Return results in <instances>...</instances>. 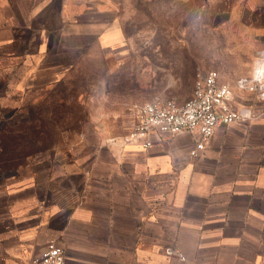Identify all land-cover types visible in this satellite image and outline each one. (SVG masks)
<instances>
[{"label": "crops", "instance_id": "obj_1", "mask_svg": "<svg viewBox=\"0 0 264 264\" xmlns=\"http://www.w3.org/2000/svg\"><path fill=\"white\" fill-rule=\"evenodd\" d=\"M103 3L0 0V63L55 74L61 62L47 58L87 50L90 35L118 45L124 33ZM238 101L256 118L217 127L197 158V133L122 151L109 143L121 134L101 126L74 158L34 162L0 194V264L53 243L68 264H264V100Z\"/></svg>", "mask_w": 264, "mask_h": 264}, {"label": "rangeland", "instance_id": "obj_2", "mask_svg": "<svg viewBox=\"0 0 264 264\" xmlns=\"http://www.w3.org/2000/svg\"><path fill=\"white\" fill-rule=\"evenodd\" d=\"M103 2L124 33L118 45L90 35L87 50L47 58L61 62L55 74L0 63V194L36 161L74 158L91 127L123 135L136 106L188 100L198 73L216 70L236 97L259 98L237 82L264 51V0Z\"/></svg>", "mask_w": 264, "mask_h": 264}, {"label": "built area", "instance_id": "obj_3", "mask_svg": "<svg viewBox=\"0 0 264 264\" xmlns=\"http://www.w3.org/2000/svg\"><path fill=\"white\" fill-rule=\"evenodd\" d=\"M258 55L254 72L239 78L237 83L240 90L257 93L259 98L264 100V66L261 65L264 61V51ZM194 85L191 97L181 104L155 97L136 106L127 131L111 138L109 143L119 144L122 151L129 145L147 151L153 148L156 142H164L166 137L197 133L198 140L191 152V156L197 158L207 149L217 127L247 125L256 118L255 110L250 104H239L235 92L221 81L218 71L207 70L198 73ZM167 253L176 254L173 249H168ZM22 264H68V256L63 248L53 243L47 245L40 257H33Z\"/></svg>", "mask_w": 264, "mask_h": 264}, {"label": "bare ground", "instance_id": "obj_4", "mask_svg": "<svg viewBox=\"0 0 264 264\" xmlns=\"http://www.w3.org/2000/svg\"><path fill=\"white\" fill-rule=\"evenodd\" d=\"M261 65H263V66H264V61H262V62H261Z\"/></svg>", "mask_w": 264, "mask_h": 264}]
</instances>
